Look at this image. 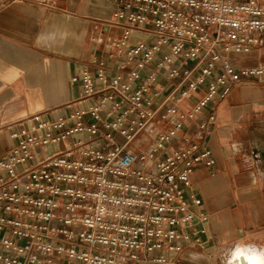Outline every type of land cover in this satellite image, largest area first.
Wrapping results in <instances>:
<instances>
[{"label":"built area","instance_id":"2783aa9c","mask_svg":"<svg viewBox=\"0 0 264 264\" xmlns=\"http://www.w3.org/2000/svg\"><path fill=\"white\" fill-rule=\"evenodd\" d=\"M108 1L95 27L112 31L110 49L71 75L80 97L9 126L0 264H182L167 253L206 247L207 214L187 189L215 163L217 105L264 77V62L234 59L264 46V0Z\"/></svg>","mask_w":264,"mask_h":264},{"label":"crops","instance_id":"0c3cea01","mask_svg":"<svg viewBox=\"0 0 264 264\" xmlns=\"http://www.w3.org/2000/svg\"><path fill=\"white\" fill-rule=\"evenodd\" d=\"M113 7L108 0H0V156L13 144L10 125L44 110L65 112L80 97L70 77L94 55L107 56L112 31L95 26ZM234 59L264 62V46ZM216 113L207 138L215 163L198 165L187 189L199 199L192 208L207 214L197 222L206 247L167 254L182 264H235L238 251L264 264V77L235 85Z\"/></svg>","mask_w":264,"mask_h":264},{"label":"rangeland","instance_id":"374dc122","mask_svg":"<svg viewBox=\"0 0 264 264\" xmlns=\"http://www.w3.org/2000/svg\"><path fill=\"white\" fill-rule=\"evenodd\" d=\"M134 37H140V35H138V33H134ZM199 98V95L197 93L193 94L186 102H185V106H191V103H194L197 99ZM73 139L77 138V137H72ZM67 143L66 142H59L57 143L55 146L50 147L48 146L47 148L45 147H41L39 150H41L42 153H45V151L47 152H51L53 149L58 150L61 149L63 146H65Z\"/></svg>","mask_w":264,"mask_h":264},{"label":"bare ground","instance_id":"6f19581e","mask_svg":"<svg viewBox=\"0 0 264 264\" xmlns=\"http://www.w3.org/2000/svg\"><path fill=\"white\" fill-rule=\"evenodd\" d=\"M233 259L235 260V264H250L252 260L257 261V264H262V260L259 256L247 253L244 254L238 251L233 256Z\"/></svg>","mask_w":264,"mask_h":264},{"label":"snow or ice","instance_id":"6c2138e0","mask_svg":"<svg viewBox=\"0 0 264 264\" xmlns=\"http://www.w3.org/2000/svg\"><path fill=\"white\" fill-rule=\"evenodd\" d=\"M250 264H257V261L252 260V261H250Z\"/></svg>","mask_w":264,"mask_h":264}]
</instances>
